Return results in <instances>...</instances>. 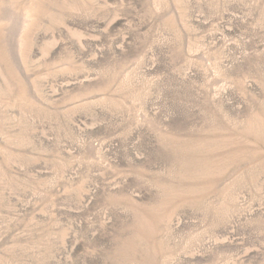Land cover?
<instances>
[{"label": "rangeland", "instance_id": "obj_1", "mask_svg": "<svg viewBox=\"0 0 264 264\" xmlns=\"http://www.w3.org/2000/svg\"><path fill=\"white\" fill-rule=\"evenodd\" d=\"M0 264H264V0H0Z\"/></svg>", "mask_w": 264, "mask_h": 264}]
</instances>
